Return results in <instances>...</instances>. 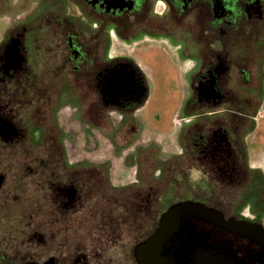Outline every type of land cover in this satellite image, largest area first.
Returning <instances> with one entry per match:
<instances>
[{
    "label": "flooded vegetation",
    "instance_id": "obj_1",
    "mask_svg": "<svg viewBox=\"0 0 264 264\" xmlns=\"http://www.w3.org/2000/svg\"><path fill=\"white\" fill-rule=\"evenodd\" d=\"M115 37L126 46L161 39L190 54L194 103L233 101L242 108H185L181 158L169 175L185 189L152 216L159 190L131 187L130 204L103 216L102 252L117 257L126 229L133 264L146 257L165 264H264V217L258 216L264 205L255 206L257 198L264 203L257 197L264 173L251 164L248 142L264 97V0H0V264H60L52 237L44 242L43 215L57 229L69 215L88 214L94 182L105 183L98 169L63 153L59 111L76 105L83 117L93 107L99 113L107 104L121 105L139 123L147 81L133 57L109 54ZM193 170L200 178L195 184L189 183ZM185 201L218 210L225 225L187 216L162 229L158 241L162 215ZM31 242L33 257L7 248ZM85 245L62 264H91Z\"/></svg>",
    "mask_w": 264,
    "mask_h": 264
},
{
    "label": "rangeland",
    "instance_id": "obj_2",
    "mask_svg": "<svg viewBox=\"0 0 264 264\" xmlns=\"http://www.w3.org/2000/svg\"><path fill=\"white\" fill-rule=\"evenodd\" d=\"M122 44L123 42L115 37L109 54L133 57L147 81V101L135 114L139 123L135 124L133 114L126 111L127 106L121 105L107 104L99 113L93 107L83 117L79 111L77 112L76 105H71L64 107L57 116L59 129L64 133L63 139L67 138L66 147L62 149L65 156L74 161L88 162L91 168L99 170L100 178L103 177L102 180H105V183L102 181L103 185L94 182L95 189L90 191L91 207L88 214H79L74 218L71 215L68 218L63 217L64 220L58 222L57 229L48 225L49 214L43 215L46 220L44 230L47 233V241L44 242L48 243L50 236L52 237L60 264L61 260L81 248V244L85 245L84 243L87 244L86 250L94 256L90 257L91 264H133L129 230L121 231L122 249L117 257H109L110 255L102 252L103 247L98 243L101 239L103 216L112 217L110 210L130 204L133 189L131 187L134 185L145 184L143 187L153 185L156 191L159 190L161 195L154 196L151 203L152 216H156L159 210L166 209L171 202L178 199L179 193L185 189V183L176 181L173 183L169 175L181 158L179 132L186 107L190 105L191 112L196 113L242 108L239 102L233 101L217 106H197L190 88V67L194 68V57L174 49L168 42L161 39H145L138 45ZM255 108L256 133L250 157L251 164L262 168L264 173V97ZM92 111L97 112V115ZM132 127L135 128L132 130ZM173 158L179 160L168 164L167 161ZM193 176L189 183L195 184L200 181L197 170H193ZM96 184L100 187L95 186ZM244 214L254 218L249 210ZM138 216L142 218L146 214ZM32 232L33 228L27 229V234ZM7 248H10L11 253L14 249L17 253L33 257L32 242L31 245L27 244L24 247L15 245Z\"/></svg>",
    "mask_w": 264,
    "mask_h": 264
},
{
    "label": "water",
    "instance_id": "obj_3",
    "mask_svg": "<svg viewBox=\"0 0 264 264\" xmlns=\"http://www.w3.org/2000/svg\"><path fill=\"white\" fill-rule=\"evenodd\" d=\"M187 216H192L195 217L196 219L200 221H206V222H215V223H220L225 225V220L223 217V214L219 212L216 209L209 208L204 204L194 202V201H185L181 203H177L169 208V210L164 213L161 217V225L162 228L158 230L157 236L155 237L160 241L162 239V233L164 229V232L168 231V225H174L175 223L180 224L182 220L187 217ZM244 225V224H243ZM258 229V228H253L252 226L250 227L248 224L244 225V230L247 232H250V230ZM260 239L262 242H264V228L263 225L260 226ZM257 232V231H256ZM251 233H254L253 231ZM251 238L257 239L258 236L251 235ZM146 260L143 261V264H165L160 258L158 257H146ZM199 264H207V262L200 261ZM210 264V263H209Z\"/></svg>",
    "mask_w": 264,
    "mask_h": 264
},
{
    "label": "trees",
    "instance_id": "obj_4",
    "mask_svg": "<svg viewBox=\"0 0 264 264\" xmlns=\"http://www.w3.org/2000/svg\"><path fill=\"white\" fill-rule=\"evenodd\" d=\"M147 98H148V93H146V96L144 97V99L137 105V107L138 108H142L144 105H145V103H146V101H147ZM173 160V161H172ZM171 161L169 160V161H167V162H169L168 164H173V163H176V161L178 160L177 158H173ZM263 180V182L261 181L260 182V190H259V192H258V195H257V197H264V178L262 179ZM258 199V202L257 201H255V206H257V207H262V205H264V203H263V201H260V199L259 198H257ZM258 216L260 217H264V212H262L261 214H258Z\"/></svg>",
    "mask_w": 264,
    "mask_h": 264
},
{
    "label": "crops",
    "instance_id": "obj_5",
    "mask_svg": "<svg viewBox=\"0 0 264 264\" xmlns=\"http://www.w3.org/2000/svg\"><path fill=\"white\" fill-rule=\"evenodd\" d=\"M190 71L192 72L193 71V68H191L190 67ZM256 133V132H255ZM255 133L248 139V142H249V140H251L250 142H249V145H250V150H252V146H253V137H254V135H255ZM167 142V141H166ZM263 149H264V147H263ZM264 151V150H263Z\"/></svg>",
    "mask_w": 264,
    "mask_h": 264
}]
</instances>
